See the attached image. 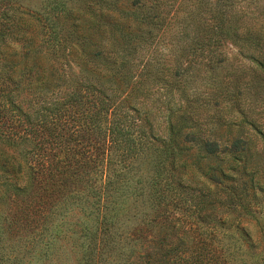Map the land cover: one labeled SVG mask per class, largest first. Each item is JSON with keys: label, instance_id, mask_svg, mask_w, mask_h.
Listing matches in <instances>:
<instances>
[{"label": "trees", "instance_id": "1", "mask_svg": "<svg viewBox=\"0 0 264 264\" xmlns=\"http://www.w3.org/2000/svg\"><path fill=\"white\" fill-rule=\"evenodd\" d=\"M43 1L31 11L0 0V264L264 258L251 236L241 234L244 251L226 234L224 215L252 207L239 193L238 204L185 183L179 141L156 133L157 107L145 101L154 86L178 84L182 60L221 64L225 40L256 64L264 88V0H195L188 9L180 0L172 14L141 0L126 10L119 0ZM169 17L167 57L154 58L150 39ZM201 149L222 152L211 141Z\"/></svg>", "mask_w": 264, "mask_h": 264}, {"label": "rangeland", "instance_id": "2", "mask_svg": "<svg viewBox=\"0 0 264 264\" xmlns=\"http://www.w3.org/2000/svg\"><path fill=\"white\" fill-rule=\"evenodd\" d=\"M113 0H107L108 3ZM130 1V0H128ZM22 6L31 11H40L43 0H20ZM117 9L126 10L127 0H119ZM159 3L170 14L178 8L180 0H141L139 4L149 6ZM185 9L195 0H185ZM168 4V5H166ZM173 4L172 6H170ZM108 12V11H107ZM116 21L119 19L112 15ZM174 17L165 21V32L154 30L150 39L155 57H167L170 40L174 35ZM158 32V33H157ZM163 33V35H161ZM224 54L221 64L211 67L206 57L193 56L182 60L180 74L175 78L176 86L152 88L145 95L148 104L154 103L150 119L156 133L163 139L177 138L180 164L184 182L213 195L227 192L238 204L243 197L252 211L224 215L230 227L226 234L234 237L236 246L242 243V235L251 236L257 248L255 255H262L264 237V88L256 64L244 58L239 49L229 41L222 42ZM174 64V63H173ZM74 66V65H73ZM70 70H76L75 66ZM96 76V74L94 75ZM104 86L107 81L99 80ZM131 83V79L127 81ZM140 91L139 85L136 86ZM158 88V90H157ZM140 100L142 97L138 96ZM142 117V115H141ZM173 126V131L167 127ZM217 142L222 149L220 156L207 155L202 142ZM239 141V148L233 144ZM215 174V184L207 175ZM239 193V194H238ZM238 194V199L235 196ZM246 248L243 246V250ZM246 251V250H244ZM264 258H237V264H261Z\"/></svg>", "mask_w": 264, "mask_h": 264}]
</instances>
